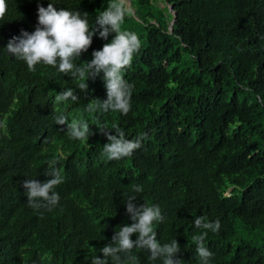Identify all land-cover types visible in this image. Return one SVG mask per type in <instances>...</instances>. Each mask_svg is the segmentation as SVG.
<instances>
[{"label": "trees", "instance_id": "1", "mask_svg": "<svg viewBox=\"0 0 264 264\" xmlns=\"http://www.w3.org/2000/svg\"><path fill=\"white\" fill-rule=\"evenodd\" d=\"M87 13L90 28L109 0H6L0 18V264H92L131 225L126 199L159 205L154 227L160 243L177 239L181 264H199L194 236L207 231L209 264H264V0H127L121 31L141 47L123 77L134 85L131 109L89 112L107 99L103 73L73 79L46 64L30 71L6 48L38 26V8ZM172 7L173 15L169 7ZM98 27V25H96ZM107 40L97 32L90 62ZM88 83V90L79 85ZM72 89L78 97L56 102ZM64 113L89 123V139L74 140ZM118 126L134 139L147 133L131 157L109 160L98 127ZM63 129V130H61ZM111 134H115L113 131ZM55 160L63 183L50 211L28 206L25 180L44 183ZM141 185L143 192L133 191ZM220 222L218 231L193 220ZM138 234H133L135 241ZM123 264H163L133 249ZM108 264L112 260L108 258Z\"/></svg>", "mask_w": 264, "mask_h": 264}, {"label": "clouds", "instance_id": "2", "mask_svg": "<svg viewBox=\"0 0 264 264\" xmlns=\"http://www.w3.org/2000/svg\"><path fill=\"white\" fill-rule=\"evenodd\" d=\"M170 11L173 15L172 7ZM130 11L127 0H109L108 6L99 11L96 17L95 27L90 28L87 20V13L81 14L79 11L59 10L49 3L47 8H38V26L33 33L22 31L19 37H13L9 41L6 50L17 59L26 62L30 71L35 70L38 64H46L57 67L66 75L70 74L73 79H84L87 81L91 77L95 79L103 73L107 99L101 101L94 99L95 103L89 102L87 111L95 112L102 110L118 111L124 115L131 109V96L134 85L130 84L123 77V71L131 66L134 54L141 47V41L134 32L121 31L126 14ZM6 14V0H0V18ZM98 25V27H96ZM104 40H107L111 33L116 35L110 43H105L102 50L93 52V59L82 65L74 63L82 53L87 52L93 43V36L96 33ZM88 83H81V90H88ZM73 101L78 97L72 89L64 90L55 96L56 102ZM55 123L67 125V135L74 140L85 141L89 139V123L86 120L72 119L64 113L54 116ZM100 132L107 137L108 143L103 145V154L109 160H121L131 157L135 150L142 146V141L147 133L141 134L134 139L126 137L125 131L118 126L111 129L98 127ZM63 130V129H61ZM115 134H111L112 132ZM56 161L49 164V171L46 175L53 177L44 183L36 179L25 180L23 187L28 191V206L34 210L46 208L49 211L59 203L60 196L55 189L63 183V176L60 169L56 167ZM133 191L143 192L141 185H133ZM137 198L129 196L126 199L127 212L131 214V225H122L116 231L112 241L100 251L104 254V259L98 256L92 258V264H108V258L112 264H123L121 254H125L128 259L135 260L130 256L133 249H145L150 252V259H162L163 264H181L182 260H177L176 256L181 252L177 239L170 243L161 244L157 239V231L154 225L163 222L159 205H149L143 203L137 206L133 203ZM196 229L218 231L220 222H207L206 217L197 216L193 220ZM133 234H138V238L133 241ZM207 231L194 236L196 241V257L199 264H209L213 253L205 246Z\"/></svg>", "mask_w": 264, "mask_h": 264}]
</instances>
